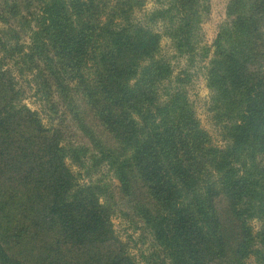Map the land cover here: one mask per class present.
<instances>
[{"label":"trees","instance_id":"16d2710c","mask_svg":"<svg viewBox=\"0 0 264 264\" xmlns=\"http://www.w3.org/2000/svg\"><path fill=\"white\" fill-rule=\"evenodd\" d=\"M161 4L139 18L143 0H0V264H136L112 184L93 180L103 167L153 239L145 264H264V0H231L212 47L209 0ZM159 24L190 66L210 59L224 147L190 100L191 72L161 55ZM67 113L88 143L67 142Z\"/></svg>","mask_w":264,"mask_h":264},{"label":"rangeland","instance_id":"374dc122","mask_svg":"<svg viewBox=\"0 0 264 264\" xmlns=\"http://www.w3.org/2000/svg\"><path fill=\"white\" fill-rule=\"evenodd\" d=\"M145 1V5L143 6L142 11L137 12V16L142 18L144 14L153 11L155 9H159L162 6V2L164 0H143ZM231 0H209L210 12L207 15L203 23L201 24L200 36H201V45L204 47H212L221 27L229 21L227 15V8ZM156 31L163 34V39L161 42L162 45V53L161 55L168 59L174 68V75L177 76L183 70L188 69L193 79L191 84L189 83L187 86V91L189 93L190 100L193 102L195 110L197 112L198 118L201 121V124L205 130H207L212 136L213 142L218 147H224L225 142L221 137V133L219 128L216 126L213 115L210 113L209 102L211 98V93L209 88L207 87L206 80V67L210 59L202 60V52H200L199 57L197 58L194 66H190L189 62L184 57H179L176 55L173 47L171 39L164 35V27L162 24H159L156 27ZM213 50V48H212ZM213 53V51H212ZM211 58V55H210ZM20 85L26 88V95L23 97V104L26 105L32 111L39 112L43 123L52 127V122L49 119V114L51 113L49 108L45 105L42 100L41 94H37L35 90L31 89L26 83V80L21 79ZM61 115V114H59ZM60 117V116H58ZM73 115L70 113L66 114V123L60 124L59 129L61 127L67 130L66 140L69 143H79L80 141H84L88 143V140L84 139L81 132L78 131V126L74 122ZM58 123H53V126H57ZM61 126V127H60ZM107 141L110 139L106 138ZM68 166L71 168L72 172L79 177L80 183H89L90 178L87 174H85L82 170L72 164L70 160L67 162ZM94 181L103 180L110 187V194L113 193L115 202L118 204V211H122V213L118 212L116 217L113 218L114 229L116 231L119 239L129 246L130 255L135 259L136 264H145L146 261L144 257L149 256L154 248L153 239L148 232L143 228L142 224L138 223V218L134 215L130 214V218L125 217V213H130L127 200L124 195L120 193L118 187V181L115 180L113 174L109 172L107 167H103L99 172L94 174ZM128 216V215H127ZM253 226L256 230L260 228V224L258 222H254ZM139 229V230H136ZM145 230V231H144ZM29 249L30 245H26ZM10 252V250H9ZM20 250H11V255L15 257H20L18 255ZM39 251H34V255L39 257ZM24 257V256H23ZM25 257H29L26 256ZM28 259V258H27ZM29 264H35L34 261L30 260ZM248 264H256L254 259H250Z\"/></svg>","mask_w":264,"mask_h":264}]
</instances>
